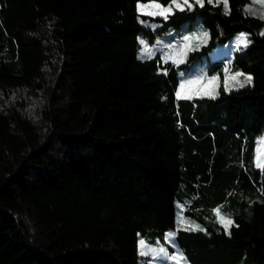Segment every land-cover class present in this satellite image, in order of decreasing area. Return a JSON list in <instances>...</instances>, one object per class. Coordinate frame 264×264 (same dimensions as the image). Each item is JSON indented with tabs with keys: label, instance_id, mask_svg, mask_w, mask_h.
Instances as JSON below:
<instances>
[{
	"label": "trees",
	"instance_id": "16d2710c",
	"mask_svg": "<svg viewBox=\"0 0 264 264\" xmlns=\"http://www.w3.org/2000/svg\"><path fill=\"white\" fill-rule=\"evenodd\" d=\"M150 2L0 0V264H139L169 232L186 264H264V22L249 0ZM195 21L207 42L164 61ZM203 58L217 94L178 98ZM224 68L251 83L225 91Z\"/></svg>",
	"mask_w": 264,
	"mask_h": 264
},
{
	"label": "rangeland",
	"instance_id": "374dc122",
	"mask_svg": "<svg viewBox=\"0 0 264 264\" xmlns=\"http://www.w3.org/2000/svg\"><path fill=\"white\" fill-rule=\"evenodd\" d=\"M207 2V0H205ZM190 2L194 3V0H190ZM148 4V3H147ZM198 5V4H197ZM213 5H221L223 7V9H225L224 6V2L223 0H220L219 4L215 3V0H213ZM247 10V11H246ZM173 11H179L175 8H173ZM173 11L171 12V14L173 13ZM245 11L252 16L258 17L261 20L264 19L261 18V14L264 13V3L259 2V0H249L248 5L245 7ZM138 12L140 14L141 11L138 9ZM142 15H146V14H142ZM170 15V14H169ZM149 16V15H147ZM157 17H161L164 18L162 16H157ZM192 31H190L189 34H183L182 33V41L179 42V44L176 42L175 44L177 46H172L170 47L168 50H166V52H164V61H170L172 62L173 58L179 59L182 56H185L183 54V45L185 43H187L189 45L188 49L184 50L187 52H191L195 49H198L200 46L204 45L207 42V37H203L202 35H198L200 36L197 39H193L191 41L185 42L184 41V37L185 36H189V37H194L195 34H202V33H206L205 30L201 27L199 21H195L192 25H191ZM197 29V30H196ZM197 32V33H196ZM264 32V31H263ZM196 36V35H195ZM199 39V40H198ZM246 42V34L245 33H238L232 40H230L229 42H227L224 45H220L218 46L211 54H210V59L212 61H216V60H222V61H226V60H231V54L232 52H234V50L240 46H242L244 43ZM141 45H140V50H139V56L140 58L146 57L147 55H142L141 53ZM168 56V59L165 60V57ZM173 63V62H172ZM208 66V60L207 58H203L201 62L195 64L192 68H190V72L188 73V78L191 77L192 73L194 72L197 73L193 79H195L198 76H205L203 74V70L205 67ZM224 70L226 71V68H224ZM235 74V73H234ZM234 74H229L227 73V71L225 73H223V76L221 78V82H222V86L224 87V81L227 79L228 83H229V89L231 88H235L238 87L239 85L235 83V81L232 80V76ZM245 77H249L246 75H241L239 77H236L237 81L240 82H244L245 81ZM210 77H205V82L203 83V85H193L191 87H186L184 90H181L179 88L178 92H181V97H193V96H197V97H214L217 94V88L220 85V81L217 78L216 81H213L211 84L207 83V80ZM185 83V82H183ZM246 84V83H245ZM258 149L261 152H264V134L262 135V137L259 139L258 144H257V149H256V157L258 154ZM256 157H255V162H256ZM164 242H165V238H164ZM148 246V245H147ZM165 247L166 251L168 253L169 256H173V255H180L178 249L176 248L175 244L173 241L166 243L165 245L159 244L158 242H156V244L154 246H149L151 248H160V247ZM138 252L141 255V246L138 242ZM141 256H147V258L144 261H140L139 264H176V261L172 260V259H168L167 257H165L163 254L161 253H152L149 255H141ZM180 264H186L184 262V260L180 261Z\"/></svg>",
	"mask_w": 264,
	"mask_h": 264
},
{
	"label": "snow or ice",
	"instance_id": "6c2138e0",
	"mask_svg": "<svg viewBox=\"0 0 264 264\" xmlns=\"http://www.w3.org/2000/svg\"><path fill=\"white\" fill-rule=\"evenodd\" d=\"M224 2V6H225V14H228V6H227V0H223ZM259 2L264 3V0H259ZM195 4H198L199 6L203 7L205 0H194ZM207 3L209 4H213V0H207ZM216 4L220 3V0H215ZM138 9L141 11L142 14H146L149 16H162L165 19L168 18V15L171 14V12L173 11V8L179 10V11H184L185 9L191 10L193 7V2H190V0H170V3L167 6H163L160 3L157 2V0H151L150 3L148 4H138L137 5ZM247 11V10H246ZM261 18L264 19V13L261 14ZM203 37H207V33H202L201 34ZM261 35H264V33H261ZM198 37H189V36H185L184 37V41L188 42L191 41L193 39H197ZM139 44L142 46L141 47V53L142 55H147L149 58H151L152 55V49L149 48L147 46V43L144 39H139ZM244 46H247V43H244ZM189 45L187 43H185L183 45V54L186 55V49H188ZM168 59V56L165 57V60ZM172 62L175 63H180L183 62L182 56L179 59L173 58ZM227 71V68H226ZM242 73H235L232 76V80L235 81L236 84L239 85V87H244L245 83H251V77H245V81L244 82H240L236 80V77L241 76ZM217 77L213 76L211 78H209L207 80L208 84H211L213 81H216ZM205 82V76H198L195 79H190L185 81V83H182L180 85V89L184 90L186 87H191L193 85H203V83ZM224 89L225 91H227L229 89V83L228 80L226 79L224 81ZM177 97L180 98L181 97V92H177ZM186 98H190V97H186ZM214 98V97H213ZM255 166L258 169H261L262 171H264V152H261L258 149V154L256 157V162H255ZM215 215L217 216V222L221 223L225 229V231H228V228L230 225H232L233 221L230 218H226L224 216H222L220 214V210L216 209L214 210ZM191 230L196 231V230H200L203 231V229L200 228L199 225H191ZM188 230V229H185ZM174 236L175 233L173 232H169L165 234V242L169 243L171 241L174 240ZM139 244L141 246V255H149L152 253H161L163 254L165 257H167L168 259H172L174 261H176V264H180V261L184 259L183 255H173V256H169L166 248L165 247H160V248H151L149 246L146 245L144 240H140Z\"/></svg>",
	"mask_w": 264,
	"mask_h": 264
},
{
	"label": "bare ground",
	"instance_id": "6f19581e",
	"mask_svg": "<svg viewBox=\"0 0 264 264\" xmlns=\"http://www.w3.org/2000/svg\"><path fill=\"white\" fill-rule=\"evenodd\" d=\"M185 57V56H184Z\"/></svg>",
	"mask_w": 264,
	"mask_h": 264
}]
</instances>
